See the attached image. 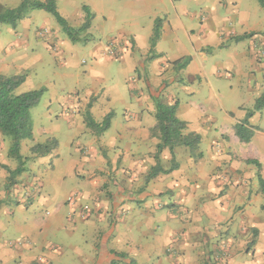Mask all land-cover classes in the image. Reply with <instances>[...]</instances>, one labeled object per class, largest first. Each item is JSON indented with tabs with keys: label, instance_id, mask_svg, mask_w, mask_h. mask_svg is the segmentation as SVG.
Returning <instances> with one entry per match:
<instances>
[{
	"label": "crops",
	"instance_id": "0c3cea01",
	"mask_svg": "<svg viewBox=\"0 0 264 264\" xmlns=\"http://www.w3.org/2000/svg\"><path fill=\"white\" fill-rule=\"evenodd\" d=\"M89 3L84 5L93 14L88 30L93 35L87 43L73 42L62 28L54 31L45 27L35 32L31 20L44 17L41 13H32L26 23L24 15L16 27L0 23V75H20L12 72L33 63L37 53L57 58L67 51L83 49L94 59L89 75L101 76L104 69L115 66L125 72L122 74L126 82L125 86L115 82L105 88L89 79L73 99L65 100L69 106L61 110L70 112L68 132L72 143H76L74 152L70 151L64 162L59 158L58 146L52 154L28 160L27 170L17 177L9 193L17 194L21 204L25 199L34 204L41 199L33 196L34 191L41 188V197L42 193L47 195L44 200L56 206L45 216L54 218L46 224L37 218L26 222L22 220L25 214L13 213L11 223L0 230V264H264V209H260L264 198L260 193L251 196L250 190L258 188V179L246 175L243 161L247 158L232 148L234 143L242 142L235 125L244 121L264 92V7L258 0ZM56 4L64 13L58 0ZM83 6L73 11L77 19L67 18L72 26L79 27L84 22ZM100 17L107 24L114 23L116 32L111 34L115 36L107 43L94 34ZM156 26L160 36L151 50ZM114 38L116 58L111 59L107 49ZM188 56L191 61L185 68L175 65ZM96 85L104 89L101 97L106 103L101 98L102 108L92 104V117L101 122L114 112L110 127L101 135L87 126L81 113L97 90ZM156 98L177 104V116L187 122L184 133L202 136L199 150L203 156L195 159L189 147L177 146L174 154L178 168L148 181V173L157 163L155 153L160 142L152 135L157 124ZM263 112L264 108L249 118L252 127L255 119L264 118ZM75 128L77 132H73ZM36 130L34 123V144L57 139L48 133L37 140ZM258 131L255 129L254 134ZM27 141L31 139L22 142L24 157L31 156L28 150L23 152ZM9 147L6 139V153L0 155V164L15 169L18 162L8 155ZM160 159L164 169L171 167L169 148L162 151ZM218 165L224 166V181L233 178L237 186L229 188L233 202L231 198L223 201L230 207L210 213L206 206L218 203L203 199L208 192L204 188L211 186L210 175ZM242 172L246 173L244 177ZM41 174L45 178L41 179ZM0 175V198L4 199L6 171H0ZM248 176L254 180L246 181ZM194 184L204 189L202 194H192ZM77 192L80 196L71 212L73 209L64 201ZM201 203L200 210L191 208ZM86 205L91 206V211L85 217L82 213H86ZM236 206L243 209L238 213ZM10 209L4 204L0 214ZM64 216L69 223L67 230L60 234L55 229L49 236L44 229L55 223V228L64 226ZM209 218L225 224L218 245L208 243L201 228L195 229ZM252 228L262 232L253 242L249 241Z\"/></svg>",
	"mask_w": 264,
	"mask_h": 264
},
{
	"label": "rangeland",
	"instance_id": "374dc122",
	"mask_svg": "<svg viewBox=\"0 0 264 264\" xmlns=\"http://www.w3.org/2000/svg\"><path fill=\"white\" fill-rule=\"evenodd\" d=\"M20 1L21 0L3 1L2 3H0V13L4 12L9 7L12 8V7H15L16 5H19ZM63 1L64 0H58L60 9L64 12V13L61 12L63 16L66 19L67 18L70 19L71 17L73 19H77L76 14L73 13V11H75V8L77 7V9L80 10L84 4H90L89 2H92L93 0H71V1L65 0L67 6L63 5ZM65 9L67 10L65 11ZM32 13H39V14L41 13L44 15V17L42 16L36 20H31V26L35 32L39 33L43 31L45 27H48L52 30L55 29L54 31L61 29L56 18L51 13L43 11V10H38V9L28 10L25 14V19L27 20H24V23L28 22V18L30 17ZM97 23H98V27H97ZM97 23H96V27L99 28L100 30L98 29L97 31H95L94 34L96 35V37H98L97 38L98 40L105 39V42L107 43L108 38L110 39V37L115 36V34H111L113 32H116L114 31L115 27H112L114 23L107 24V22L102 17L99 18V22ZM41 41H43V38H41ZM68 41L71 43V40L68 39ZM70 43H68V45ZM72 48L74 47L72 46ZM70 52H73V51H70ZM70 52L67 51L63 55L57 56V58L50 54H48L47 56H43L41 53L40 54L37 53V56L35 57V59L32 60L33 63H28V65H23L24 69L17 68L16 70L12 72V74H14L15 72L18 71L20 75L25 76V82L18 88V90H16L17 95L23 92L45 88V92L42 95V98L39 104L32 109V113H31L33 124L35 123L36 129H37L36 138L37 140H42V137H44L46 134L48 133L54 134L57 137V139L60 141L59 148H58V151L60 153L59 158L63 159L64 162L68 160L66 158L68 153H70V151L73 153L74 149L76 148V143H72V140H71L72 134L68 132L69 130L68 125L71 123V120L70 121L68 120L70 116V112L68 110H65V113H63L61 110L62 108H67L69 106L67 102L65 104V100L68 101V100L73 99V96L76 95V92L81 88V85L85 84L89 79L91 80L92 84H97L98 82H100V84L104 86L105 88H110L115 82H119L122 86H125L126 84L125 77L122 74L125 72L120 71L119 68H116L115 66L104 69L102 71L101 76H97L94 74L89 75L91 74L90 66L94 62V59L90 55V53H87L88 51L87 50L85 51L83 49L81 50L79 49L76 51L74 50L73 53H70ZM115 55L108 56V58L115 59L116 58ZM101 85H96V87L98 88L90 97L87 107H85L84 110H81L83 117L86 114L87 109H89L88 105L90 102L92 104L95 103V105L98 108H102L101 102L99 101L102 98L101 96L104 95L103 94L104 89L100 88ZM101 101H104V103H106L105 97L102 98ZM62 104H63V107L61 106ZM116 107L119 109V112L121 113V108H120L121 105L117 103ZM104 108L106 111V107ZM61 112L63 114H61ZM253 124L256 127L255 126L252 127L251 123L249 124V128L252 129L253 131V135L250 141H242V142L234 143L232 145V148L237 152L239 156L247 158L243 161V163H245L247 174L242 172L243 173L241 174L243 175L242 177H244V174H246V175L252 176L253 178L254 177L257 178V174L259 170L264 176V118L262 120L255 119ZM255 129H259L260 131L254 134ZM92 131L94 132V130ZM73 132H77V128H75V131ZM101 134H97V135H101ZM74 136H75V133H74ZM3 137L2 136L0 137V155H3L4 153H6V149L4 148V145L6 144V139H8V141L10 142V139L8 137L5 138L4 135ZM33 144L34 143L32 139L31 141H27L26 144H24L25 146H24L23 152L26 153L28 150L30 152L29 154H31L32 156V153L30 150L32 146L30 145H33ZM201 151L202 150H198V152H201ZM233 159H236V157ZM249 160L258 161L261 165L260 169L255 163L253 162L250 163ZM3 165L5 164H2V163L0 164V167L2 168L0 169L1 172L5 170L3 168ZM59 168L60 167L58 166L57 171H59ZM223 171H224L223 165H218V167L214 168L210 175V179H211L210 185L211 186L204 188L205 191L208 189V192L206 193L203 199H208L210 202L214 204L218 203V205L216 206L214 205L215 207L206 206L210 210V213H212L214 209H218V210L220 208L223 209L224 206L230 207V204H226L223 202L226 199L231 198L233 202V198L229 196L230 195L229 188H230V185L232 184H235V186H237V182L234 183L233 182L234 179L232 178L233 180L232 181L230 177H228V180L224 181L225 179H224ZM100 173H105V172L100 171ZM225 174L226 176H229L227 172H225ZM6 175H7L6 176V180H7L8 175H9L7 171H6ZM250 176H248L245 180L246 181L254 180L253 178H250ZM43 177L45 178V175L43 174L42 176L41 174L40 178L43 179ZM0 179H1V175H0ZM15 181L18 182L17 179ZM105 183L106 181L102 182L101 186H103V184ZM194 187L195 189L192 191L193 195L194 194L197 195L198 193L200 194L203 193L204 189H202L200 185L194 184ZM250 191H251L250 193L251 196H253V194L256 195V193L257 194L260 193L258 188L256 189L252 188ZM40 192H42L41 188L36 189V192L34 191L33 196L36 198H41L40 201L36 199L34 204L33 202L29 203L30 199L29 200L25 199V201L22 202L21 204V201L19 200L17 194L14 193L13 195L11 194L9 195L6 193V197H4V199L6 200V204L8 208L11 207V209L6 210L7 212L3 211L0 214V226H1L0 230L3 229L2 227L7 226L11 223L10 220L13 217V213L14 215H18V216H22L23 214H25V217L22 220L26 222H30V220H32L33 218L34 219L37 218L39 219V221L41 220L42 223L46 224L48 219H50L49 221L53 220L54 217L49 218L46 216L54 212L56 209V206L53 205L52 203H49V201L44 200V198H46L47 195L42 193L43 196L41 197ZM189 192L191 194V191ZM104 193H106L105 190H104ZM260 195L262 194L260 193ZM79 196H80V193L78 192L73 193L67 200L64 201V203L67 206L70 205L71 208L73 209V211L71 210V212L75 211V204L77 203ZM220 204L222 205L220 206ZM191 208L196 209V211L200 210L202 208V203L201 205L195 204L194 206H191ZM235 208L237 210L236 212L239 213V210L243 209V206H236ZM204 209H205V206H204ZM260 209H263L262 205L260 206ZM83 211L86 212V213H82L86 217L87 213L91 211V206L86 205ZM211 220L212 218L205 219L203 223H201L200 225H196L195 229L201 228V230L204 232L203 234L208 236V239L210 241L208 243H211V245H214V244L218 245L219 242L221 241V236L224 234V232L222 231V226H224L225 224L218 222V221H211ZM64 221H67V223H65L64 226H58L55 228L56 226V223H55V225L51 226L50 228H45V229L43 228V229L46 230L49 236L53 234V231L55 229L58 230L59 231L58 233L61 234L62 231L67 230V225L69 224L66 216H64ZM28 225L29 224L25 223V226H28ZM30 226L32 227V225ZM252 229H253L252 237L249 239V241L253 242L258 236L262 235L261 234L262 232L257 228H252ZM9 238L11 239L13 237H9ZM76 239H77V235H76ZM263 239H264V234H263ZM11 240L12 242L14 241V239H11ZM262 242H264V240Z\"/></svg>",
	"mask_w": 264,
	"mask_h": 264
},
{
	"label": "trees",
	"instance_id": "16d2710c",
	"mask_svg": "<svg viewBox=\"0 0 264 264\" xmlns=\"http://www.w3.org/2000/svg\"><path fill=\"white\" fill-rule=\"evenodd\" d=\"M261 6L264 7V0H258ZM30 9H40L51 13L61 26L65 34L73 42L87 43L91 40V34L88 32L93 14L90 8L83 6L86 12L84 22L79 26H72L68 20L60 13L57 8L56 0H23L17 7L8 8L0 13V23L11 24L16 27L17 23L24 17ZM160 36V30L156 26L154 36L152 37V49L154 48L157 39ZM152 52V51H151ZM155 55L152 54L151 58ZM191 61V57H185L175 62L178 68H185ZM25 82L24 75H0V132L10 139V147L8 155L17 160L18 165L15 169H11L8 165H3V168L9 173L5 190L9 194L10 189L16 183L17 177L27 170V162L30 159L47 156L57 150L59 142L56 138H47L45 142L36 143L31 147L32 156L24 157L21 153L22 142L33 138L34 124L32 119V109L36 107L45 88L23 92L17 95L16 90ZM156 113L154 116L157 119V124L152 129V135L160 139L155 153L156 165L151 167L146 180L154 178L161 173H170L178 168V163L175 158L174 149L177 146L184 145L190 148L193 158L198 159L203 156L202 152H198L202 136L195 132L188 134L184 133L187 128V122L177 116V104L164 103L159 98L155 99ZM92 103L88 105L85 117L87 126L94 130L95 133L101 134L106 131L113 118L114 112L111 111L105 115L101 122H97L90 108ZM264 108V92L257 98L253 109L246 114L244 121L235 125L236 135L241 141H250L253 131L249 128V118L258 111ZM165 148H169L172 154V165L169 169H164L161 164L160 155ZM255 163L260 169L261 165L256 160H249ZM258 189L264 197V176L259 170L257 174ZM6 204V200L0 198V210ZM264 209V203L262 204ZM114 264V263H113ZM130 264H136L135 261H130Z\"/></svg>",
	"mask_w": 264,
	"mask_h": 264
},
{
	"label": "built area",
	"instance_id": "2783aa9c",
	"mask_svg": "<svg viewBox=\"0 0 264 264\" xmlns=\"http://www.w3.org/2000/svg\"><path fill=\"white\" fill-rule=\"evenodd\" d=\"M116 46H117V42H116L115 38L109 41L108 49H107L108 50V52H107L108 56H113L116 54L115 53Z\"/></svg>",
	"mask_w": 264,
	"mask_h": 264
}]
</instances>
